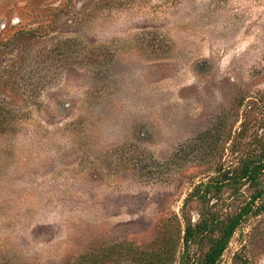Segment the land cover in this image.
<instances>
[{"label": "rangeland", "instance_id": "rangeland-1", "mask_svg": "<svg viewBox=\"0 0 264 264\" xmlns=\"http://www.w3.org/2000/svg\"><path fill=\"white\" fill-rule=\"evenodd\" d=\"M262 146L264 0H0V264H180L186 198ZM218 264H264V213Z\"/></svg>", "mask_w": 264, "mask_h": 264}, {"label": "trees", "instance_id": "trees-1", "mask_svg": "<svg viewBox=\"0 0 264 264\" xmlns=\"http://www.w3.org/2000/svg\"><path fill=\"white\" fill-rule=\"evenodd\" d=\"M18 75L14 72H4L3 78H6L5 82L7 84H16L15 81H17ZM222 124L223 118H220L215 126V134L220 132ZM245 186L251 191L249 201L238 213L227 214L225 215L227 217L223 219L221 217L222 211L216 212L206 209L207 196L212 191H215V196L218 198L222 197L226 189L230 190L233 195L241 196L242 189ZM195 204H199L203 208L196 223L193 222L190 213ZM262 213H264V146L258 152L241 155L236 166L229 169L221 167L218 178L212 179L208 183L196 185L192 193L186 198L182 210L185 228L183 238L184 251L180 264H218L243 220L251 215H260ZM203 241H208L210 248L205 258L197 262L192 248ZM172 242L173 245L171 246ZM176 246L177 239H168L167 249L163 246L164 251H156V257H161V262L171 260L169 248L176 249ZM166 251L167 253H165ZM153 254L155 256L154 252Z\"/></svg>", "mask_w": 264, "mask_h": 264}]
</instances>
